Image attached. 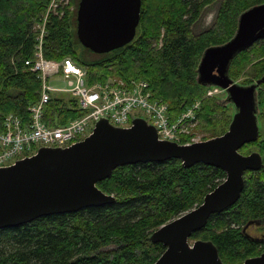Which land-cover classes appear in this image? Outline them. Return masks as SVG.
Here are the masks:
<instances>
[{
	"label": "trees",
	"instance_id": "trees-1",
	"mask_svg": "<svg viewBox=\"0 0 264 264\" xmlns=\"http://www.w3.org/2000/svg\"><path fill=\"white\" fill-rule=\"evenodd\" d=\"M50 1L0 0V130L8 114L28 124L29 106L39 98L40 80L25 60L33 54L34 26L45 15L43 54L47 61L72 59L85 69L90 84L109 78L144 80L152 97L166 102L171 122L200 101L193 120L198 121L196 129L208 131L203 139L226 130L232 107L218 96H205L209 86L198 83L197 65L205 48L233 36L243 11L264 0H141L134 39L102 54L78 41L70 20L73 4L47 11ZM216 3L213 24L198 30L203 13ZM76 45L82 46V57ZM91 54L96 57L89 58ZM228 74L242 84L260 78L264 74V38L239 52L231 60ZM258 95L260 120L264 119V84ZM81 114L75 99L57 95L46 104L44 120L57 126ZM189 139L184 135L180 143ZM249 148L262 155L261 168L246 171L238 200L211 214L205 227L190 237L212 241L225 264H238L264 252V233L251 235L247 229L264 221V138L260 133L240 152L248 154ZM224 177L220 168L202 163L184 167L178 159L119 166L96 183L115 197L113 203L0 229V264H152L165 248L151 242L150 234L201 203Z\"/></svg>",
	"mask_w": 264,
	"mask_h": 264
},
{
	"label": "water",
	"instance_id": "water-1",
	"mask_svg": "<svg viewBox=\"0 0 264 264\" xmlns=\"http://www.w3.org/2000/svg\"><path fill=\"white\" fill-rule=\"evenodd\" d=\"M218 7L216 3L208 8L199 23L206 14L213 13L206 28L210 27ZM140 9L141 0H79L77 39L97 54L121 48L135 37ZM263 38L264 2L239 15L235 33L228 41L203 50L197 65L198 83L221 89L218 100L232 107L230 121L222 134L181 144L160 139L154 125L143 116H134L130 125L123 127L114 126L102 117L81 140L65 147L40 146L33 154L0 166V229L44 216L111 204L115 197L104 193L96 183L109 177L115 168L178 159L184 167L202 163L220 168L225 177L204 195L201 203L150 234L151 242L161 243L165 248L152 264H225L212 241L195 239L190 243L189 239L205 227L211 214L238 200L244 173L262 166L258 151L243 154L240 148L259 137L258 88L264 84V74L242 84L229 76L228 68L239 52ZM238 264H264V252Z\"/></svg>",
	"mask_w": 264,
	"mask_h": 264
},
{
	"label": "built area",
	"instance_id": "built-area-1",
	"mask_svg": "<svg viewBox=\"0 0 264 264\" xmlns=\"http://www.w3.org/2000/svg\"><path fill=\"white\" fill-rule=\"evenodd\" d=\"M52 0L48 11L55 6ZM46 16L34 26L35 49L33 57L25 60L40 80L38 100L29 106L30 119L25 124L18 116L9 114L0 130V165L7 164L20 155L42 145L65 146L87 135L96 120L105 117L114 126L128 125L134 116H143L155 126L160 138L180 140L188 133L190 120L200 106L195 101L177 119L170 121L167 104L153 98L148 83L144 80H115L112 83L88 84L85 70L70 58L50 62L44 58L42 47L45 36ZM60 79L67 87L50 83ZM56 93H67L75 99L82 115L63 125L49 127L44 119L46 104ZM221 94V89L209 87L205 96ZM61 96V95H60ZM67 97V96H65ZM139 111V114H135Z\"/></svg>",
	"mask_w": 264,
	"mask_h": 264
},
{
	"label": "rangeland",
	"instance_id": "rangeland-1",
	"mask_svg": "<svg viewBox=\"0 0 264 264\" xmlns=\"http://www.w3.org/2000/svg\"><path fill=\"white\" fill-rule=\"evenodd\" d=\"M76 1H77V3H76ZM56 2H57V4H59V6L60 5L61 6H67L69 4L70 5L73 4L70 6V10H71L70 20H71L72 29L76 33V11H77V7H78V0H56ZM213 16H214L213 13L206 14L203 17V19L201 20V22L198 24L197 29L203 30L204 28L209 26L213 20ZM76 47H77L78 54L80 55V57H82V50H83L82 46L76 45ZM94 57H96L94 54L89 55V58H94ZM109 79H108V82H110V83L114 82L115 80H120L118 78H113V79L109 78ZM50 83L53 84L54 86H58V87H67V84L64 81H61L60 79L51 80ZM55 95L68 96L67 93H56ZM215 96H218V97L222 96V93L215 95ZM134 113L139 114V111H135ZM197 123H198V121H196V120H193V119L190 120L189 131L186 134L187 136H189L190 139L184 144H189L191 142L203 140V138L205 136L209 135L208 131H204L202 129H196L195 127H196ZM259 133H260L261 137L264 138V119L263 118L259 120ZM252 150H251V148H249L250 152H252ZM248 230H249V233L251 235L259 236L260 233H264V222H262L258 225L250 226ZM194 240H195V238L189 239L190 243H192Z\"/></svg>",
	"mask_w": 264,
	"mask_h": 264
},
{
	"label": "bare ground",
	"instance_id": "bare-ground-1",
	"mask_svg": "<svg viewBox=\"0 0 264 264\" xmlns=\"http://www.w3.org/2000/svg\"><path fill=\"white\" fill-rule=\"evenodd\" d=\"M52 1V0H51ZM51 1H50V3H51ZM50 3H49V5H50ZM54 3H55V6H52L51 8H50V10H55L56 8H57V6L59 5V4H57V2H56V0L54 1ZM49 5H48V7H49ZM49 10V11H50ZM47 11H48V8H47ZM46 16V15H45ZM44 16V17H45ZM46 24V23H45ZM44 41H45V36H44V40H43V44H44ZM79 41V40H78ZM34 49H35V44H34V48H33V53H34ZM42 51H43V47H42ZM92 52V51H91ZM97 54V53H96ZM44 55V54H43ZM32 57H33V54H32ZM31 57V58H32ZM45 58V57H44ZM46 59V58H45ZM72 60V59H71ZM73 61V60H72ZM75 62V61H74ZM76 63V62H75ZM77 65H79L78 63H76ZM26 65V64H25ZM26 66H28V65H26ZM80 66V65H79ZM29 67V69L31 70V68H30V66H28ZM81 67V66H80ZM34 72V71H33ZM36 74H37V72H35ZM37 77H38V74H37ZM39 78V77H38ZM86 80H87V82H88V76H87V74H86ZM105 84V83H110V82H108V81H106V82H95V83H93V84ZM88 84H90V83H88ZM150 91V90H149ZM159 99V98H158ZM163 101V100H162ZM166 103V102H165ZM9 115V114H8ZM14 115V114H13ZM29 115H30V113H29ZM82 115V114H81ZM80 115V116H81ZM168 115V114H167ZM79 117V116H78ZM6 118V117H5ZM77 118V117H76ZM169 118V117H168ZM43 119H44V115H43ZM72 119H74V118H72ZM133 118H131V120H132ZM22 120V119H21ZM69 120H71V119H69ZM68 120V121H69ZM131 120L129 121V123H128V125H125V126H129L130 125V123H131ZM23 121V120H22ZM45 121V120H44ZM4 122V121H3ZM24 122V121H23ZM25 123V122H24ZM46 123V122H45ZM66 123V122H65ZM64 123V124H65ZM47 124V123H46ZM61 125H63V124H61ZM49 126V125H48ZM57 126H59V125H57ZM3 127V126H2ZM49 127H55V126H49ZM119 127H123V126H119ZM155 127V126H154ZM93 128V127H92ZM92 130V129H91ZM157 131V130H156ZM91 132V131H90ZM89 132V133H90ZM88 133V134H89ZM158 134V133H157ZM187 134V133H186ZM186 134H183L182 136H184V135H186ZM86 136V135H85ZM85 136H83V137H81V138H79V139H77V140H75V141H73V142H71V143H69L68 145H70V144H72V143H74V142H76V141H78V140H81L82 138H84ZM181 136V137H182ZM158 137H159V135H158ZM160 138V137H159ZM160 139H162V138H160ZM164 140H168V139H164ZM169 141H174V142H178V143H180L181 142V138H180V140H178V141H175V140H169ZM68 145H65V146H68ZM42 146H51V147H56V146H59V145H56V146H53V145H42ZM65 146H59V147H65ZM38 147H40V146H38ZM37 147V148H38ZM36 148V149H37ZM35 149V150H36ZM35 150H30V151H28V152H25L24 154H22V155H20L19 157H17V158H15V159H13V161L12 162H9V163H7V164H4V165H0V166H5V165H9V164H11V163H13L15 160H17V159H19V158H22V157H24V156H27V155H31V154H33L34 152H35ZM31 152V153H30ZM227 209V208H226ZM219 213V212H218ZM262 222H264V221H262ZM261 222V223H262ZM260 224V223H259Z\"/></svg>",
	"mask_w": 264,
	"mask_h": 264
},
{
	"label": "flooded vegetation",
	"instance_id": "flooded-vegetation-1",
	"mask_svg": "<svg viewBox=\"0 0 264 264\" xmlns=\"http://www.w3.org/2000/svg\"><path fill=\"white\" fill-rule=\"evenodd\" d=\"M251 226H254V225H251ZM250 227V226H249ZM249 227L247 229H249ZM249 231V230H248ZM263 234V233H260V235Z\"/></svg>",
	"mask_w": 264,
	"mask_h": 264
}]
</instances>
